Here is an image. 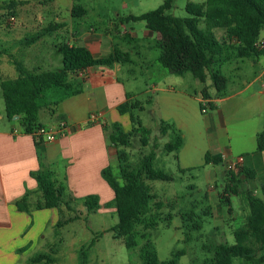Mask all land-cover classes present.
I'll return each mask as SVG.
<instances>
[{
	"label": "crops",
	"instance_id": "crops-1",
	"mask_svg": "<svg viewBox=\"0 0 264 264\" xmlns=\"http://www.w3.org/2000/svg\"><path fill=\"white\" fill-rule=\"evenodd\" d=\"M80 27L83 28L81 25ZM124 33V38L131 39V44L140 40L133 32L125 30ZM145 36L147 39H160L158 33L148 29ZM117 39L118 36L101 31L80 29L70 45L84 46L95 58H105L112 53L115 46L123 50ZM259 39L264 40V31ZM154 49L159 50L153 46L144 48L143 55H138V61H134L130 52L131 63L90 67L85 78L77 73L71 74L70 80L75 81V84L82 82L81 91L63 98L54 115L45 112L49 115L45 120L39 114V121L43 126H53L61 119L68 122L66 134L52 143H45L25 133L18 117L11 122L6 115H0V120L5 123L0 128V264H47L42 260V253L52 250L53 243L57 241L56 236H47V229L53 230L57 225L61 219V211L66 208L65 203L59 208L34 207L33 202L37 201L40 192L32 173L52 171L57 187L67 185L69 202L88 194L109 196L111 193L106 203L114 198L112 189L102 175L105 167L117 162L116 150L109 139L111 131L106 130L105 125L120 122L126 132L132 129L130 116L121 115L117 110L120 104L136 99L131 84L137 71L134 68L124 69V65L140 66L143 75L148 77H152L154 71H160V83L165 81L162 78L164 73L157 66L166 69L158 62L160 50L155 59L145 54L146 51L151 52ZM123 51L129 52V49ZM221 70L228 78L227 94L217 97L211 81L208 80L206 85L211 98L208 99L206 112H202L201 108L202 84L199 86V82H196L191 89L190 86L179 89L180 81L176 85H160L158 81L157 84L147 86V90H152L156 97H149L145 102L136 99L144 106V109L138 111H144L146 105L152 106L153 120L171 126L165 137L172 136L173 131L182 135L183 144L173 153L178 161L179 171L190 172L208 166H215L216 169L218 165L206 163L207 154L222 155L224 162L220 165L224 170L226 159L242 156L243 168L255 174V178L248 179L255 181L256 185L251 186V191H254L251 194L263 199L264 151L257 152L256 148L257 134L264 130V125L254 131L256 148L252 153H249L250 149L234 150L232 125L243 122L247 117L251 121L254 113L257 119H264V55L233 59L223 64ZM126 74H130L129 77H125ZM181 77L185 79L184 75ZM180 85L183 86V83ZM92 114L98 115V120L94 123L89 121ZM252 121L257 120L252 118ZM140 122L144 126L141 120ZM158 130L160 132V128ZM27 192L32 196L29 201L30 212L21 211L16 206V202ZM241 197L240 191L233 193L229 200L232 211L234 208V219L242 218L245 226L250 207L245 198L247 204L245 201L242 206L236 204ZM61 240L62 238L57 242ZM57 242L54 250L57 251L60 247V253L62 245L59 246ZM185 254L182 251L181 257ZM179 262L180 258L177 264Z\"/></svg>",
	"mask_w": 264,
	"mask_h": 264
},
{
	"label": "rangeland",
	"instance_id": "rangeland-1",
	"mask_svg": "<svg viewBox=\"0 0 264 264\" xmlns=\"http://www.w3.org/2000/svg\"><path fill=\"white\" fill-rule=\"evenodd\" d=\"M204 1L173 0V7L168 14L185 18L188 16L186 10L188 3ZM164 2L165 0H0V45L2 47V53H0V115L4 117L6 115L1 85L5 80L15 81L19 78L17 63L20 62L25 70L34 73L60 69L62 56L59 46L63 43H72L80 29L101 31L115 37L118 36L117 43L121 44L123 50L129 49L134 61H138V55L142 54L144 48L154 47L156 37L146 38L145 21H129L123 24L121 22L127 16H138L156 10ZM77 6L85 9L84 16H72V11ZM49 28L55 30L47 32L36 42L26 45L28 43V41L25 42L26 38L36 37ZM125 30L135 33L140 40L131 44L127 37L124 38ZM215 33L218 38L224 34L220 29L215 30ZM145 54L155 59L159 55V50L146 51ZM157 66L158 70L164 73L162 78L165 81L161 83L160 71H154L152 77H148L143 75L140 66L124 65V69L134 68L137 71L133 75L135 79L131 87L139 101L145 102L149 97H156L152 90H147L149 88L147 86L157 84L158 81L160 85L164 83H175L176 85L180 81L183 86L178 83L179 89L189 86L191 89L196 82H199L191 73H186L185 79H182L181 76L170 74L160 65ZM129 75L126 74L125 77ZM43 83L42 88L45 89L49 82L45 80ZM199 86H201L200 82ZM51 109L47 106L41 107L40 116L45 120L49 116L45 112L51 114ZM152 110L153 107L150 105H146L144 111L133 110L135 117L151 131L150 145L144 147L140 136L133 135L127 150L131 163L137 165L156 144L154 148L155 168L163 169L174 177V180L169 182H148L157 196L156 202L164 203L161 210L154 208L150 213V218L158 222V227L152 231L158 257L162 262L180 257L179 264H208L213 257V253L208 252V246L221 243L234 245L233 232L244 225L242 218L234 219V208L232 214H228L227 207L220 201L221 197L225 195L230 199L233 193L241 191L242 197L236 204L242 206L244 198L248 201V194L254 193L251 191V186H256L255 181L245 179L239 172L224 170L221 165L216 166V169H214L215 166H208L190 172L179 171L178 161L174 158V154L164 151V144L170 141L171 136L162 137L158 130L160 121L157 123L153 120ZM255 115L256 113L252 114L251 121L247 117L243 122L232 125L235 151L250 149L249 153H252L256 148L254 131L263 127L264 119H257ZM252 118H256L257 121H252ZM4 126L5 123L0 120V128ZM112 166L115 173H118V160ZM64 187L66 208L63 212L61 211V219L53 230L47 229V236H56L57 241L62 238L60 242L56 241L59 246L62 245L61 250L60 253V247L57 251L54 250L56 244L54 242L52 250L42 253L44 262L47 264H81V257L86 255L85 264H144L139 256L143 240L139 238L138 247L128 249L124 240L114 238L112 229L119 220L116 209L106 206L111 193L109 196L97 194L102 207L96 212H89L84 201L87 196L96 194H88L80 197L79 200L69 202L68 187L67 185ZM233 198L236 199V197ZM40 199L38 195L37 201L33 202L34 207ZM247 201H245L246 204ZM146 223L138 227L139 233L148 232ZM93 239H95V244L91 247L89 245ZM182 251L186 254L181 257L179 252Z\"/></svg>",
	"mask_w": 264,
	"mask_h": 264
},
{
	"label": "trees",
	"instance_id": "trees-1",
	"mask_svg": "<svg viewBox=\"0 0 264 264\" xmlns=\"http://www.w3.org/2000/svg\"><path fill=\"white\" fill-rule=\"evenodd\" d=\"M172 7L173 0H165L156 10L138 16H127L121 23L145 21L149 31L160 35V39L154 44V47L160 50L158 62L171 74L183 76L191 73L202 84L200 93L204 99L211 98L206 85L208 80L211 81L217 97L220 98L227 94L228 78L221 70L223 64L233 59L264 55V48H258L256 45L264 31V0L190 2L186 7L188 16L185 18L168 14ZM85 14V9L81 6L75 7L72 11L73 17H81ZM217 29L224 32L221 38H218L215 33ZM54 30L49 28L36 37L26 38L25 42L28 41L26 45L36 42L47 32ZM1 50L0 45V53H2ZM59 52L62 56L60 69L34 73L25 70L24 66L18 62L19 78L15 81L2 82L6 117L13 122L18 116V121L27 134L34 136L36 130L43 127L39 121L41 107L52 108L51 114L54 115L56 107L63 98L81 91L82 82L75 84V81L70 80L71 74L98 65L132 62L130 52L121 50L119 46H115L112 53L105 58H95L86 47L77 44L63 43L59 46ZM45 80L49 82V85L43 89ZM137 101L129 99L117 107L121 115L130 116L131 131L126 132L120 122L105 125L106 130L111 131L109 139L111 146L116 150L119 168L118 173H115L113 167L108 165L102 171L103 178L114 193V198L106 206L116 209L119 220L112 231L114 238L124 240L128 249L137 248L139 238L144 241L139 252L144 264H177L180 257L167 262L160 261L158 257L155 242L152 239V231L158 227V222L150 218V213L154 208L161 210L164 203L156 202L157 196L148 183L151 181L169 182L173 181L174 177L163 169L155 168L154 148L156 144L137 165L131 163L127 150L133 135L140 136L144 147L149 146L151 141V131L142 126L140 120L133 114L135 109H144V106ZM170 128L169 124L161 122L162 137L168 134ZM172 133L173 137L171 136L170 141L164 144L166 153H176L183 144L182 135L177 131ZM256 150L257 152L264 151V130L257 134ZM223 160L220 154H207L205 157L207 164L220 165L223 164ZM180 171L184 172V170ZM239 174L245 179L255 178L254 172L246 168H242ZM31 175L36 179L41 195L36 207L59 208L64 203L65 191L64 187L56 186L52 171L43 170ZM31 197V193L27 192L21 200H18L16 202L18 209L30 212ZM220 201L228 207L230 214L232 208L229 198L223 195ZM84 204L89 212H96L102 207L97 195L87 196ZM248 204L250 214L246 225L233 232L235 244L230 246L221 243L208 246V252L213 253L208 264H264V200L250 193ZM147 217H149L148 220ZM145 223L148 232L139 233L138 227ZM94 244L95 239L89 246L92 247ZM86 259V255H83L81 264H85Z\"/></svg>",
	"mask_w": 264,
	"mask_h": 264
},
{
	"label": "built area",
	"instance_id": "built-area-1",
	"mask_svg": "<svg viewBox=\"0 0 264 264\" xmlns=\"http://www.w3.org/2000/svg\"><path fill=\"white\" fill-rule=\"evenodd\" d=\"M258 48H264V41L259 39L256 43ZM77 75L82 78L87 76V69L77 71ZM209 100H202V112H206ZM98 120V115L92 114L89 118L91 123H94ZM68 122L66 120H59L57 124L53 126H43L36 130L34 133L35 138L43 141L45 143H52L57 140L58 137L65 135L67 130ZM244 158L242 156L236 158L226 159L225 168L230 172H240L243 168Z\"/></svg>",
	"mask_w": 264,
	"mask_h": 264
}]
</instances>
